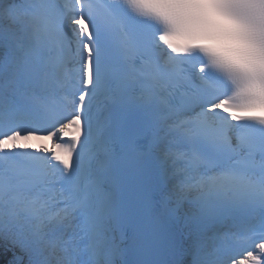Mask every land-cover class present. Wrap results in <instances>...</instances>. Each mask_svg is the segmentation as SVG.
Segmentation results:
<instances>
[{"label":"snow or ice","instance_id":"obj_1","mask_svg":"<svg viewBox=\"0 0 264 264\" xmlns=\"http://www.w3.org/2000/svg\"><path fill=\"white\" fill-rule=\"evenodd\" d=\"M0 264H264V0H0Z\"/></svg>","mask_w":264,"mask_h":264}]
</instances>
